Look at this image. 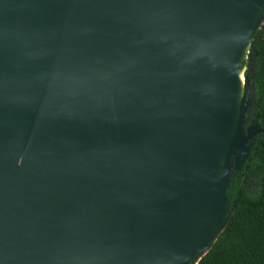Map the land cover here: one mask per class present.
Listing matches in <instances>:
<instances>
[{"label": "water", "instance_id": "1", "mask_svg": "<svg viewBox=\"0 0 264 264\" xmlns=\"http://www.w3.org/2000/svg\"><path fill=\"white\" fill-rule=\"evenodd\" d=\"M263 9L0 0V264H197L264 133L244 127Z\"/></svg>", "mask_w": 264, "mask_h": 264}, {"label": "trees", "instance_id": "2", "mask_svg": "<svg viewBox=\"0 0 264 264\" xmlns=\"http://www.w3.org/2000/svg\"><path fill=\"white\" fill-rule=\"evenodd\" d=\"M246 75L252 104L247 114H257L264 126V37L257 30L247 52ZM248 116V115H247ZM249 160L232 169L225 194L234 210L210 250L197 264H264V136Z\"/></svg>", "mask_w": 264, "mask_h": 264}, {"label": "flooded vegetation", "instance_id": "3", "mask_svg": "<svg viewBox=\"0 0 264 264\" xmlns=\"http://www.w3.org/2000/svg\"><path fill=\"white\" fill-rule=\"evenodd\" d=\"M248 115V116H247ZM252 123H255L259 126L260 129L264 130V126H262V121H261V118L257 115V114H254L252 117L249 116V113L246 114L245 116V120H244V127H247L248 125L252 124ZM261 133L263 134L264 136V133L262 131L260 132H257L255 133L250 139H249V142L248 144L250 145V154L252 151L255 150V145L256 143H258V140H257V136L258 134ZM245 163V162H244ZM243 166V164L241 165V167ZM240 167V168H241Z\"/></svg>", "mask_w": 264, "mask_h": 264}, {"label": "bare ground", "instance_id": "4", "mask_svg": "<svg viewBox=\"0 0 264 264\" xmlns=\"http://www.w3.org/2000/svg\"><path fill=\"white\" fill-rule=\"evenodd\" d=\"M262 12H264V9L262 10ZM244 59H245V55L244 53H242L236 63V72L238 75V96H237V100H236V104H238L240 96L242 94L243 88H244ZM222 162V160H221Z\"/></svg>", "mask_w": 264, "mask_h": 264}, {"label": "built area", "instance_id": "5", "mask_svg": "<svg viewBox=\"0 0 264 264\" xmlns=\"http://www.w3.org/2000/svg\"><path fill=\"white\" fill-rule=\"evenodd\" d=\"M259 29L260 31L262 32L263 34V37H264V21L261 23V25L259 26Z\"/></svg>", "mask_w": 264, "mask_h": 264}, {"label": "clouds", "instance_id": "6", "mask_svg": "<svg viewBox=\"0 0 264 264\" xmlns=\"http://www.w3.org/2000/svg\"><path fill=\"white\" fill-rule=\"evenodd\" d=\"M258 30H260L259 28H258ZM262 33V32H261Z\"/></svg>", "mask_w": 264, "mask_h": 264}]
</instances>
